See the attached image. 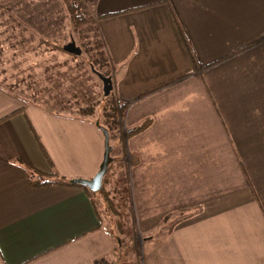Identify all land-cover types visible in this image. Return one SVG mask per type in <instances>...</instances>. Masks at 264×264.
<instances>
[{
    "label": "crops",
    "instance_id": "obj_1",
    "mask_svg": "<svg viewBox=\"0 0 264 264\" xmlns=\"http://www.w3.org/2000/svg\"><path fill=\"white\" fill-rule=\"evenodd\" d=\"M12 2L0 8V29L11 30L0 45L36 44L37 0ZM91 9L115 14L98 29L116 92L133 101L124 125L147 123L111 170L123 171L135 209L126 223L141 241L133 234L126 254L82 186L34 184L96 174L95 118L28 101L0 79V264H264V0Z\"/></svg>",
    "mask_w": 264,
    "mask_h": 264
},
{
    "label": "rangeland",
    "instance_id": "obj_2",
    "mask_svg": "<svg viewBox=\"0 0 264 264\" xmlns=\"http://www.w3.org/2000/svg\"><path fill=\"white\" fill-rule=\"evenodd\" d=\"M12 3V0H4L0 8ZM33 24L37 28L36 44L24 42L21 46L13 45L14 42L10 38L8 42L12 43L13 48L8 43H5L4 47L0 45V79L28 101L49 103L58 111L85 115L79 112L80 107L105 96L102 80L92 70L87 53L74 57L58 49H52V45L45 43L44 40L63 47L73 38L77 45L82 47L83 42L87 41L86 37L73 29L63 0H37V20ZM10 31L0 29V34L4 32L9 36ZM3 40V36L0 35V44ZM91 117L98 118L99 115ZM113 144L111 155L116 157L121 148L116 141H113ZM117 172L120 173L121 169L117 168ZM112 173L107 181V187L113 191L122 216H112L106 211L107 214L103 217L106 227L115 232L122 248L126 250L124 252L128 254L129 249L126 246H129L133 234L139 241L142 236L138 234L139 229L135 230L134 225L126 223V219L131 218V211L134 213L135 209L130 205L124 186L123 171L117 175L114 171ZM104 209L105 206L102 204V210ZM118 218L123 219V224L116 223ZM122 225L127 234L120 231ZM133 261V264H140V257L137 256Z\"/></svg>",
    "mask_w": 264,
    "mask_h": 264
},
{
    "label": "trees",
    "instance_id": "obj_3",
    "mask_svg": "<svg viewBox=\"0 0 264 264\" xmlns=\"http://www.w3.org/2000/svg\"><path fill=\"white\" fill-rule=\"evenodd\" d=\"M95 1L96 0H63L70 15L73 29L87 39L86 42H83V46L81 48L82 53H87L90 66L108 76H111L113 79V89L110 95L104 96L102 99L95 100L93 102H90L86 106L80 107L79 112L87 116H94L95 114L99 115L98 118H95V122L97 125L105 126L108 129L110 133V144L114 149L113 141H116L117 144H119V148L121 147V145L124 146L127 139L143 131L147 126V123L132 128H126L124 125L126 111L133 101L121 100L116 92L115 83L117 81V77L115 74V68L112 64L110 53L107 49L105 41L98 29V21L100 19L115 14L112 13L104 14L101 16H94L91 6L95 4ZM184 40L186 41L191 57L193 58L195 64L199 67V62L196 60L193 49L191 48L185 36ZM44 41L45 43H49L50 45H52V49H58L60 51L68 53L71 56L77 57L76 54L65 51L64 48L60 45L51 43L48 40ZM210 65L211 64H208L203 67H208ZM113 166L114 160L109 165V170L104 178V183L101 190H99L98 192H94L91 191L88 187H82L88 190L90 194H97V199H94L96 204H103L105 206L104 210L111 213L112 216L117 215V217H120L122 216L121 208L113 195V191L107 187V181L109 180ZM40 179L41 180L34 181V184L47 185L56 183L62 185L81 186L79 184L72 183L71 180L64 181L60 179ZM116 223L123 224V219L121 220L120 218H118L116 220ZM121 228L122 233L124 234L125 230H123V225L121 226Z\"/></svg>",
    "mask_w": 264,
    "mask_h": 264
},
{
    "label": "water",
    "instance_id": "obj_4",
    "mask_svg": "<svg viewBox=\"0 0 264 264\" xmlns=\"http://www.w3.org/2000/svg\"><path fill=\"white\" fill-rule=\"evenodd\" d=\"M63 48L65 51L76 54V55L82 54V48L77 45L76 41L73 38L71 39V41L63 45ZM92 70L102 80L103 91H104L105 96L110 95L113 89L112 77L104 74L103 72L96 70L94 67H92ZM98 127L102 130L104 134V155H103V160L100 164L98 171L92 178H73L71 180L72 183H76L81 186L88 187L90 190L94 192H97L102 189L104 178L106 174L108 173L109 165L113 160V157L111 155L113 147L110 144V133L105 126L98 125Z\"/></svg>",
    "mask_w": 264,
    "mask_h": 264
}]
</instances>
